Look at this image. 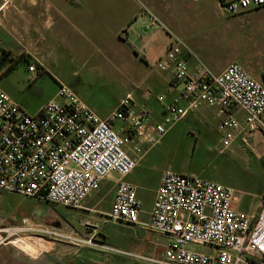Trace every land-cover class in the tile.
<instances>
[{
  "label": "built area",
  "instance_id": "built-area-1",
  "mask_svg": "<svg viewBox=\"0 0 264 264\" xmlns=\"http://www.w3.org/2000/svg\"><path fill=\"white\" fill-rule=\"evenodd\" d=\"M10 2L0 0V12ZM261 6L264 0L222 1V9L229 15ZM142 13L148 16L146 28H159L168 36L154 67L171 70V86H180L176 98L165 101L164 94L157 96L164 105L162 121L148 125L151 108L135 102L130 94L101 117L65 84H59L52 98L34 113H27L0 88L1 190L81 208L87 196L115 174L108 218L136 224L140 211L137 189L125 177L143 149L138 144L132 146L133 153L125 148L128 139L115 129V121H122L121 129L153 145L187 112L207 105L215 107L220 117L221 151L231 145L236 132H264V66L259 78L238 61L214 72L154 13L145 7ZM36 65L31 62L27 68L34 72ZM180 99L186 104L181 105ZM237 111L243 112L242 121L236 117ZM234 194L233 188L214 180L164 169L146 223L167 237L164 249L157 257L129 254L153 264H264V198L255 213L247 214L233 205ZM26 229L25 219L19 226L0 228V244ZM54 231L50 227L41 232L59 234Z\"/></svg>",
  "mask_w": 264,
  "mask_h": 264
},
{
  "label": "crops",
  "instance_id": "crops-1",
  "mask_svg": "<svg viewBox=\"0 0 264 264\" xmlns=\"http://www.w3.org/2000/svg\"><path fill=\"white\" fill-rule=\"evenodd\" d=\"M161 5V0H11L9 7L0 12V88L19 104L21 92L26 88L42 87L38 80L40 74H52L59 83L52 88L47 100L52 98L59 84H65L104 117L119 100L130 94L135 102L151 108L148 125L160 123L164 105L157 96L164 94L165 101H168L180 94V86H171L172 71L154 67L156 59L166 49L168 36L159 28H146L148 16L142 13V7H145L161 21L171 23L163 15ZM31 62L37 63L34 72L27 68ZM190 63L193 65L195 60L191 59ZM59 69L66 70L67 74L61 73L57 77ZM86 70L99 79L103 78L107 86L98 90L94 97L85 93L77 81L80 73ZM257 76L260 77V71ZM94 98L110 99L114 104L101 110L92 103ZM179 103L186 104L182 99ZM235 114L242 121L243 112ZM219 124L216 108L202 105L187 112L155 144L149 145L121 129L122 121H115V129L128 139L125 148L131 152L132 146L138 144L143 149L136 166L125 177L137 189L139 222L126 224L108 218L115 187L113 178L116 175L113 174L87 196L81 208L37 198L51 207L47 213L51 228L82 238L94 239L100 235L102 243L111 248L150 257L160 256L167 237L148 228L146 223L160 174L164 169H171L169 162L161 161L169 153V144L164 143L169 133L176 155L184 159L174 171L199 175L230 186L235 191V208L247 214L255 213L264 194L261 193L258 169L254 173L253 164L259 161L261 143L264 150V132L248 129L236 132L231 145L221 151ZM245 162L247 168H244ZM13 193L16 192L0 189L2 211L11 212L20 205L26 209L32 205L30 202L25 204L27 196ZM5 196L12 198L11 204L5 201ZM144 261V264H153Z\"/></svg>",
  "mask_w": 264,
  "mask_h": 264
},
{
  "label": "rangeland",
  "instance_id": "rangeland-1",
  "mask_svg": "<svg viewBox=\"0 0 264 264\" xmlns=\"http://www.w3.org/2000/svg\"><path fill=\"white\" fill-rule=\"evenodd\" d=\"M222 1L161 0L163 15L171 23L162 21L169 29L183 37L194 53L212 71L215 72L230 61H238L253 77L258 78L257 72L264 66V6L242 14L229 15L223 11ZM61 73L67 74L66 70L59 69L56 73L57 77ZM39 77L41 88L31 86L21 92L19 104L27 113H34L38 109L36 107L49 98L55 84L59 83L52 74H40ZM102 79L93 76L89 70L82 71L77 77L84 92L93 97L98 90L107 87ZM92 103L101 110L108 109L114 104L110 99L95 100V98ZM171 136L172 134L169 133L164 141L169 144L167 148L169 153L165 158H161V161L169 162L171 169L174 170L181 166L184 159L176 155L177 151L171 144ZM247 167L248 164L245 162L244 168ZM256 169H258V180L262 184L261 193L264 194L262 143L259 161L253 164L254 173ZM5 201L10 203L13 200L10 196H5ZM24 202L25 204L30 202L32 205L26 209L20 205V208L11 212L2 211L0 207V228L19 226L22 219L27 221L28 228L18 236H11L0 244V264H144L142 262H146L121 249L103 244L100 235L90 239L75 234L65 235L56 230L59 234L46 235L41 231L51 227L47 220V213L50 212L51 207L46 201L37 198L27 197L24 198ZM7 212L10 214L7 215ZM15 237L27 239L39 249L38 253L33 257L13 245L10 241ZM197 249L209 250L204 247Z\"/></svg>",
  "mask_w": 264,
  "mask_h": 264
},
{
  "label": "bare ground",
  "instance_id": "bare-ground-1",
  "mask_svg": "<svg viewBox=\"0 0 264 264\" xmlns=\"http://www.w3.org/2000/svg\"><path fill=\"white\" fill-rule=\"evenodd\" d=\"M10 242L33 257L38 253L39 249H36L32 243L23 237H15Z\"/></svg>",
  "mask_w": 264,
  "mask_h": 264
},
{
  "label": "trees",
  "instance_id": "trees-1",
  "mask_svg": "<svg viewBox=\"0 0 264 264\" xmlns=\"http://www.w3.org/2000/svg\"><path fill=\"white\" fill-rule=\"evenodd\" d=\"M262 7V6H261Z\"/></svg>",
  "mask_w": 264,
  "mask_h": 264
}]
</instances>
